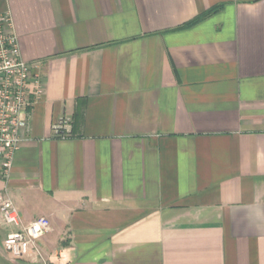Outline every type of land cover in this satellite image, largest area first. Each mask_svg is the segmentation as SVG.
<instances>
[{
    "label": "crops",
    "instance_id": "crops-1",
    "mask_svg": "<svg viewBox=\"0 0 264 264\" xmlns=\"http://www.w3.org/2000/svg\"><path fill=\"white\" fill-rule=\"evenodd\" d=\"M3 14L44 94L0 193L51 230L14 258L0 213V264H264V0H0Z\"/></svg>",
    "mask_w": 264,
    "mask_h": 264
},
{
    "label": "built area",
    "instance_id": "built-area-1",
    "mask_svg": "<svg viewBox=\"0 0 264 264\" xmlns=\"http://www.w3.org/2000/svg\"><path fill=\"white\" fill-rule=\"evenodd\" d=\"M44 94L38 62H27L21 57L19 44L11 29L8 14L0 15V179H8L15 152L25 140L23 132L29 109ZM53 129L60 138L70 130L66 120L57 122ZM0 213L5 224L16 228L4 240V248L14 258H22L38 240L51 230L46 217L39 216L23 224L13 203L0 193Z\"/></svg>",
    "mask_w": 264,
    "mask_h": 264
},
{
    "label": "trees",
    "instance_id": "trees-1",
    "mask_svg": "<svg viewBox=\"0 0 264 264\" xmlns=\"http://www.w3.org/2000/svg\"><path fill=\"white\" fill-rule=\"evenodd\" d=\"M221 6L217 5L214 6L210 9H208L207 11L203 12L202 14L196 16L194 19H192L191 21L187 22L186 24L182 25L181 28H186V27H190L200 21H202L204 18L210 16L211 14H213L214 12H216Z\"/></svg>",
    "mask_w": 264,
    "mask_h": 264
},
{
    "label": "clouds",
    "instance_id": "clouds-1",
    "mask_svg": "<svg viewBox=\"0 0 264 264\" xmlns=\"http://www.w3.org/2000/svg\"><path fill=\"white\" fill-rule=\"evenodd\" d=\"M255 218L257 220L256 227L258 228L264 227V213H260V212L255 213Z\"/></svg>",
    "mask_w": 264,
    "mask_h": 264
}]
</instances>
